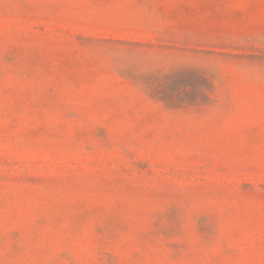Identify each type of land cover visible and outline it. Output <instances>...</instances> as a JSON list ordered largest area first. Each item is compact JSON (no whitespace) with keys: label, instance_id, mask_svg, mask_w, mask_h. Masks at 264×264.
<instances>
[{"label":"rangeland","instance_id":"374dc122","mask_svg":"<svg viewBox=\"0 0 264 264\" xmlns=\"http://www.w3.org/2000/svg\"><path fill=\"white\" fill-rule=\"evenodd\" d=\"M0 264H264V0H0Z\"/></svg>","mask_w":264,"mask_h":264}]
</instances>
